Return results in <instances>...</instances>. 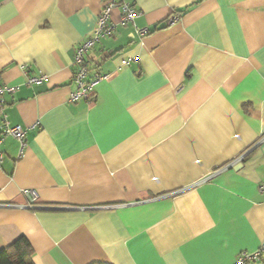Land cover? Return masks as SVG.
I'll return each mask as SVG.
<instances>
[{"label":"crops","instance_id":"obj_1","mask_svg":"<svg viewBox=\"0 0 264 264\" xmlns=\"http://www.w3.org/2000/svg\"><path fill=\"white\" fill-rule=\"evenodd\" d=\"M131 3L150 33L113 10L87 55L108 79L72 104L103 0H0L4 114L26 131L0 146V206L15 207L0 251L24 238L29 264H235L264 242V0Z\"/></svg>","mask_w":264,"mask_h":264},{"label":"built area","instance_id":"obj_2","mask_svg":"<svg viewBox=\"0 0 264 264\" xmlns=\"http://www.w3.org/2000/svg\"><path fill=\"white\" fill-rule=\"evenodd\" d=\"M113 10L120 12V24L131 25L139 37H144L150 32L147 29H137L135 26V19L138 17V12L134 8L131 0H103V5L96 25L90 36L75 48L74 65L75 73L72 81L76 86V91L70 94L69 102L74 104L79 100H88L94 95V90L98 83L107 80L108 75L101 74L100 72L91 68L87 55L99 44L102 40L113 37L117 24L111 19ZM178 17H173L169 21L173 23ZM129 60L122 61L121 65L125 66ZM45 80L44 76L31 77L27 79L28 85H39ZM14 92L13 88L4 87L0 84V146L7 137L14 138L20 142L21 149L24 148V137L26 131L20 127H9L5 117V96ZM243 156H239L233 162L225 166L224 169H233L240 165ZM3 160V153L0 150V163ZM213 173L211 176H214ZM259 193L264 194V183L259 186ZM27 199V204L24 209L33 210L36 207V193L32 190L24 191ZM5 208H15L14 206H0ZM264 257V242L258 250L248 253H240L236 259L235 264H254Z\"/></svg>","mask_w":264,"mask_h":264},{"label":"trees","instance_id":"obj_3","mask_svg":"<svg viewBox=\"0 0 264 264\" xmlns=\"http://www.w3.org/2000/svg\"><path fill=\"white\" fill-rule=\"evenodd\" d=\"M33 250L24 238L0 251V264H29Z\"/></svg>","mask_w":264,"mask_h":264},{"label":"water","instance_id":"obj_4","mask_svg":"<svg viewBox=\"0 0 264 264\" xmlns=\"http://www.w3.org/2000/svg\"><path fill=\"white\" fill-rule=\"evenodd\" d=\"M241 168V165H238L234 168L235 171L239 170Z\"/></svg>","mask_w":264,"mask_h":264}]
</instances>
